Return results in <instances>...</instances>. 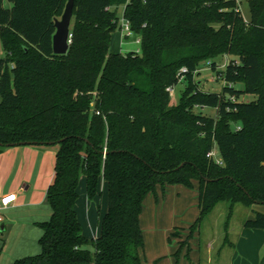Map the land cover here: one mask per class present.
I'll return each mask as SVG.
<instances>
[{
	"label": "trees",
	"instance_id": "16d2710c",
	"mask_svg": "<svg viewBox=\"0 0 264 264\" xmlns=\"http://www.w3.org/2000/svg\"><path fill=\"white\" fill-rule=\"evenodd\" d=\"M67 3L0 0V146H59L52 214L39 223L42 252L13 264H143L141 213L158 185L198 184L192 231L220 201L229 204L226 224L237 203L263 205L264 0H248V21L236 0H75L70 50L56 54L55 22ZM123 4L142 36L139 53L110 50L118 12L106 8ZM226 54L237 58L220 71L223 91H205L195 80L199 65L216 69ZM182 67L187 84L174 102L167 87ZM214 147L220 161L209 155ZM82 176L89 199L100 180L108 186L92 239L76 209ZM244 226L264 229V212Z\"/></svg>",
	"mask_w": 264,
	"mask_h": 264
},
{
	"label": "crops",
	"instance_id": "0c3cea01",
	"mask_svg": "<svg viewBox=\"0 0 264 264\" xmlns=\"http://www.w3.org/2000/svg\"><path fill=\"white\" fill-rule=\"evenodd\" d=\"M199 82L201 83L200 80ZM57 149L58 145L53 146V144H26L0 150V193L17 195L12 205L2 211L4 221L0 222V264H13L16 259L28 257L40 251L35 242L43 235V229L39 223L49 220L52 214L48 189L55 177L53 166L55 167ZM214 149L220 157V151L217 147ZM50 169L53 170V175H50ZM102 182V185L106 186L104 181ZM169 187L166 189L167 194L163 197H156L154 200L151 194H148L145 198L141 213L145 246L141 256L143 264H175L171 259V261L160 260L164 252L165 232L159 228H155L154 231L144 229V225L159 226L158 220L163 222V216L156 215L153 209L158 210L160 205L164 204L169 191L176 190L178 195L185 194L184 197L188 194L192 203L194 200L197 201L199 209L198 184L194 188L182 184ZM253 206L256 210H253L248 218L254 217L255 211L264 212V205L254 204ZM100 227L96 231L97 237L101 233ZM233 243L229 264H264V229L245 227L243 224Z\"/></svg>",
	"mask_w": 264,
	"mask_h": 264
},
{
	"label": "rangeland",
	"instance_id": "374dc122",
	"mask_svg": "<svg viewBox=\"0 0 264 264\" xmlns=\"http://www.w3.org/2000/svg\"><path fill=\"white\" fill-rule=\"evenodd\" d=\"M237 2L244 15V19L248 21L250 18L248 0H237ZM7 4L9 5L10 3L7 2ZM122 10L123 6H120L118 8V12L122 14ZM134 37L135 35L123 43L122 31L120 27L117 26L116 30L112 33L110 50L115 53H127L132 49H140L141 44L134 42ZM3 53L4 51L0 41V56L3 55ZM236 58V56L231 54L215 58V61L217 62L216 69L211 68L212 61H202L196 71L195 80L201 81L199 84L205 91L211 93L223 91L225 81L220 78V71H223L226 68L229 61ZM186 84L187 81L185 77L181 78L179 83L176 85V92L173 96H171L172 101L177 102L180 99ZM235 86L242 87L240 83H236ZM233 98L235 100L239 99L237 97ZM240 99L249 101L255 99V96L244 95ZM216 111V108L209 107L203 110L205 114L210 116L216 115ZM4 148L5 147L0 146V150ZM216 157L219 156L216 155ZM53 170L50 169V175H53ZM102 184L103 182L100 180L99 192L92 199L88 198L85 176L80 178L78 184V217L82 224V233H84V235L89 239L97 237L96 231L98 227L101 226L102 220L104 219V215L106 214L109 206L108 186L106 184V186ZM170 185L178 184H168L165 187L158 185L156 190L153 191V193H150L151 197L155 200L156 197L159 198L163 197V195L165 196L167 194L166 189L170 188ZM184 195L185 194L183 193L178 195L176 190L169 191L167 199L164 197L167 202L164 200V204H161L158 210H156V208L153 209V212L156 213V215L163 216V222L161 223L158 220L159 226L156 224L153 226L144 225V229L147 231H154L155 228H159L165 232L163 250L164 252L166 250L167 253L163 252L162 259L160 260H173L175 264H229V258L232 255L234 247L233 242L236 241L244 222L248 219L253 210L256 209L254 206L245 207L243 204L237 203L233 209L234 213L232 218L228 224H226L229 214V204L225 201H220L204 218L199 228L200 230L192 231V229H190L191 224H193L197 217L200 216L198 203L197 201L195 202V200L192 203V199L189 195L187 194L185 197ZM169 196L172 197L169 198ZM177 196H179L180 199H177ZM183 197L184 199H182ZM169 232L170 234H168ZM182 241L186 242L184 246L181 245ZM35 245H38L40 251L39 253H34L33 255L40 254L42 250L39 239H37ZM88 248L94 251L93 246H88Z\"/></svg>",
	"mask_w": 264,
	"mask_h": 264
},
{
	"label": "built area",
	"instance_id": "2783aa9c",
	"mask_svg": "<svg viewBox=\"0 0 264 264\" xmlns=\"http://www.w3.org/2000/svg\"><path fill=\"white\" fill-rule=\"evenodd\" d=\"M236 2H237V0H236ZM237 4H238V2H237ZM120 6H123L122 14H120V12H118V8ZM125 7H126V4H123V5H119V6H117V5L108 6L106 9L112 10V11L116 9L118 12L117 23H118V26L120 27V29L122 31V40H123L122 42L125 43L128 39L132 38V36L135 35L134 42L141 44L142 43L141 42L142 36L134 31V29L131 27L130 21L125 17V14H124L125 13L124 12ZM238 8H239V4H238ZM240 10H241V8H240ZM133 51L139 53V52H141V48L140 49L138 48L136 50L132 49V50H129L128 52H133ZM186 71H187V69L185 67H182L180 69L179 81L181 80V78H184V73ZM225 84H226V82H225ZM167 89L169 90L171 96H173L174 93L176 92V85H170L169 87H167ZM231 98H232V100H235L233 97H231ZM197 108L204 110L205 108H208V107L205 105H202V104H197L196 109ZM237 128H240V127L238 126ZM209 155L212 157H215V159L217 161L221 160L220 157H216L217 153H216L215 149H213L209 153ZM16 196L17 195L15 193H12V194H1L0 193V222L4 221L2 211L12 205V202L16 200Z\"/></svg>",
	"mask_w": 264,
	"mask_h": 264
},
{
	"label": "water",
	"instance_id": "95a60500",
	"mask_svg": "<svg viewBox=\"0 0 264 264\" xmlns=\"http://www.w3.org/2000/svg\"><path fill=\"white\" fill-rule=\"evenodd\" d=\"M75 0H68L64 14L61 18H57L55 25L57 31L53 37L54 52L56 54H67L70 50V42L72 36L71 23L73 20V9Z\"/></svg>",
	"mask_w": 264,
	"mask_h": 264
}]
</instances>
